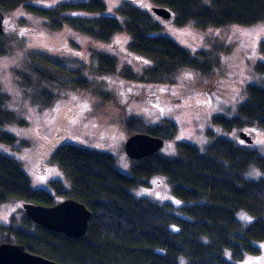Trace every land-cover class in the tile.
<instances>
[{"label":"trees","instance_id":"1","mask_svg":"<svg viewBox=\"0 0 264 264\" xmlns=\"http://www.w3.org/2000/svg\"><path fill=\"white\" fill-rule=\"evenodd\" d=\"M30 1L0 0V9L6 14L25 5L44 17L50 29L69 24L101 41L126 31L131 36L130 50L153 60L142 73L126 66L121 72L130 80L159 84L174 81L173 75L184 67L203 73L214 69L206 51L194 54L162 34V25L151 13L131 2L121 4L113 16L101 14L107 9L104 0L53 7L37 6ZM152 3L169 8L179 26L191 21L200 28L264 21V0H211L209 5L204 0H152ZM72 8L92 15H66ZM4 36L5 33L0 34V56L9 52ZM260 51L264 55V41ZM95 56L99 73L117 71L115 55L97 52ZM64 61L30 50L12 72L23 94L31 95L34 88L37 91L34 100L47 108L71 86L90 87V81L83 75L84 66L67 70ZM256 70L264 75L263 61L256 64ZM46 83H52L58 90ZM245 93L246 99L239 104L237 114L215 117L224 129H264V85L249 84ZM9 100V94L0 84V141L14 144L17 136L2 125L26 126L28 120L7 106ZM127 127L131 135L150 133L165 141L178 132L176 123L168 118L151 125L142 117H134L127 121ZM210 134L214 137L213 132ZM177 147L176 158L164 156L160 151L141 159L132 158V174H126L117 168L111 153L73 143L62 144L53 159L64 171L71 188L54 180L51 184L55 193L35 188L21 163L0 152V205L11 198L55 205L60 202L57 195L75 198L92 212L87 232L80 237L48 229L25 214L21 226L15 217L8 224H0V241L21 243L32 252L65 264H180L182 256L188 264H237L234 261H241L248 254L260 253L257 242L264 241V176L247 179L244 175L253 164L264 172V154L225 136L215 137L205 152L187 141H179ZM159 174L167 175L173 193L184 201L179 208L133 194L132 188L149 186L151 179ZM241 210L254 215V221L240 219ZM226 250L232 252L234 261L227 258Z\"/></svg>","mask_w":264,"mask_h":264},{"label":"rangeland","instance_id":"2","mask_svg":"<svg viewBox=\"0 0 264 264\" xmlns=\"http://www.w3.org/2000/svg\"><path fill=\"white\" fill-rule=\"evenodd\" d=\"M88 0H32L30 4L53 7L58 4H79ZM105 15H117L118 7L131 2L151 13L162 25L161 33L172 37L196 54L207 52L214 69L210 73L184 67L173 75L174 81L159 84L130 80L123 76L126 66L137 73L153 64L143 54L133 52L129 45L131 36L124 30L111 40L101 41L73 29L69 24L53 30L46 19L31 12L25 5L6 11L4 43L9 52L0 56V84L10 96L8 107L27 118L26 126L7 123L2 128L17 136L14 144L0 141V152L17 159L29 174L35 188L54 192L52 181H62L70 189L71 184L60 165L53 159L55 151L65 143L77 144L83 148L111 153L118 169L132 174V158L125 143L131 135L127 121L142 117L151 125L161 124L165 118L176 123L178 132L167 139L161 154L170 158L178 156L177 144L187 141L199 147L202 152L215 137L225 136L257 149L264 154V129L247 127L244 131L254 136L253 143H244L243 129L226 130L215 121L218 115H235L238 106L246 99L245 88L256 83L264 85V75L256 70V64L264 62L260 45L264 41V21L254 25L227 24L200 28L194 21L179 26L175 16L163 17L153 11L152 0H104ZM209 5L211 0H204ZM70 16H89L78 8L67 11ZM30 50L41 51L63 58L67 70L84 66L83 75L90 81L89 88L69 87L54 105L42 108L31 95L25 96L16 83L12 69L23 61ZM97 52H108L118 59L117 71L101 74L97 71ZM53 90L58 87L46 83ZM110 95L107 97L106 94ZM214 133V137L210 134ZM255 173V174H253ZM247 179H259L264 172L251 165L244 175ZM137 197H147L159 203H172L179 208L184 201L172 190L167 175H155L149 186L132 188ZM57 201L64 200L57 196ZM25 201L11 198L0 205V224H8L15 217L22 225L26 212ZM239 217L252 222L255 216L245 210ZM247 217L249 219H245ZM177 229L176 226L173 227ZM261 248L258 254H248L241 261H234L232 252L226 256L237 264H264V241L257 242ZM180 264H188L185 256Z\"/></svg>","mask_w":264,"mask_h":264},{"label":"water","instance_id":"3","mask_svg":"<svg viewBox=\"0 0 264 264\" xmlns=\"http://www.w3.org/2000/svg\"><path fill=\"white\" fill-rule=\"evenodd\" d=\"M153 11L163 17H171L172 11L163 6H154ZM6 14L0 9V34L5 33ZM241 138L247 143L254 142V136L246 131ZM165 139L150 133H135L128 137L125 148L133 159H141L159 152ZM28 217L48 229L60 231L71 237H80L87 232L92 216L91 210L75 198H66L55 205L25 202ZM0 264H65L47 256L30 251L25 245L0 241Z\"/></svg>","mask_w":264,"mask_h":264},{"label":"snow or ice","instance_id":"4","mask_svg":"<svg viewBox=\"0 0 264 264\" xmlns=\"http://www.w3.org/2000/svg\"><path fill=\"white\" fill-rule=\"evenodd\" d=\"M261 143H264V141H261ZM253 174H255V173H253ZM245 219H249V218H247V217H244Z\"/></svg>","mask_w":264,"mask_h":264}]
</instances>
